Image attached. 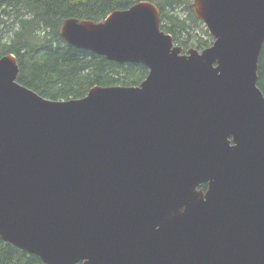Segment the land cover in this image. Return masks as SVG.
<instances>
[{"label": "water", "instance_id": "obj_1", "mask_svg": "<svg viewBox=\"0 0 264 264\" xmlns=\"http://www.w3.org/2000/svg\"><path fill=\"white\" fill-rule=\"evenodd\" d=\"M193 7L202 51L150 0L63 21L71 45L146 65L139 85L54 100L0 58L4 240L45 264H264V0Z\"/></svg>", "mask_w": 264, "mask_h": 264}, {"label": "trees", "instance_id": "obj_2", "mask_svg": "<svg viewBox=\"0 0 264 264\" xmlns=\"http://www.w3.org/2000/svg\"><path fill=\"white\" fill-rule=\"evenodd\" d=\"M137 1L0 0V58L14 53L20 67L18 81L54 100L82 98L95 86L139 85L149 74L146 65L109 60L71 45L60 32L63 21L69 17L101 21L112 11L129 8ZM182 2L168 0L167 6L175 8ZM166 7H161V28L172 34L175 44L188 48L194 41L185 37L192 36L188 20L195 22L199 18L181 19L166 11ZM195 44L202 49L212 43ZM258 85L264 93V47ZM0 264L45 263L38 255L0 236Z\"/></svg>", "mask_w": 264, "mask_h": 264}, {"label": "rangeland", "instance_id": "obj_3", "mask_svg": "<svg viewBox=\"0 0 264 264\" xmlns=\"http://www.w3.org/2000/svg\"><path fill=\"white\" fill-rule=\"evenodd\" d=\"M153 1H155L160 7H166L168 3V0H153ZM192 3L193 0H183L181 5H178L176 8L170 9V7L167 6L165 10L173 13L174 15H177L181 19L188 20L191 17L196 16ZM199 20H195V22H193L192 19L188 20V25H190L189 30L192 36L186 35L185 37H189L190 39L194 40L193 42L190 43L191 45L185 49L182 45L176 43V45L184 48V52H186L189 48H197L200 51L207 48L204 47L202 49H199L195 43L199 44L200 42H205V41L210 42L212 44L214 43L215 39L209 32L207 25L205 24L204 21L202 20L199 21Z\"/></svg>", "mask_w": 264, "mask_h": 264}, {"label": "flooded vegetation", "instance_id": "obj_4", "mask_svg": "<svg viewBox=\"0 0 264 264\" xmlns=\"http://www.w3.org/2000/svg\"><path fill=\"white\" fill-rule=\"evenodd\" d=\"M151 1H153V0H151ZM158 7H159V9L161 10V7L155 2V1H153ZM181 5V4H180ZM192 6H193V3H192ZM181 7V6H180ZM176 8V7H175ZM194 8V7H193ZM170 9H172V7H170ZM195 12V11H194ZM203 186V185H202ZM207 187V186H206ZM206 187H203V188H206Z\"/></svg>", "mask_w": 264, "mask_h": 264}]
</instances>
